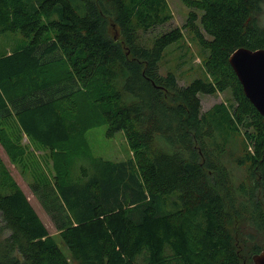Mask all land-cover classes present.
<instances>
[{"label": "trees", "instance_id": "16d2710c", "mask_svg": "<svg viewBox=\"0 0 264 264\" xmlns=\"http://www.w3.org/2000/svg\"><path fill=\"white\" fill-rule=\"evenodd\" d=\"M182 2L183 26L148 39L167 0H0V37L25 38L0 51V120L51 149L104 124L131 151L76 152L82 174L70 157L39 194L69 256L0 167V264H253L264 249V117L228 61L264 46V0ZM183 28L202 47L187 85L159 72ZM225 90L202 110L199 93Z\"/></svg>", "mask_w": 264, "mask_h": 264}, {"label": "rangeland", "instance_id": "374dc122", "mask_svg": "<svg viewBox=\"0 0 264 264\" xmlns=\"http://www.w3.org/2000/svg\"><path fill=\"white\" fill-rule=\"evenodd\" d=\"M167 2L172 12V18L149 29L144 33L145 38H152L158 33L176 26L181 27L186 22L189 8L182 0H167ZM259 23L264 26V13L261 15ZM182 31L183 37L166 47L165 55L159 63V72L164 73L170 70L174 72L180 85H187L194 78L201 76L202 47L192 38L190 32H187L185 28ZM24 42L25 38L20 32L9 33L0 37V51L4 48L11 49ZM199 97L202 110H206L216 102L231 99V92L225 90L215 94L199 93ZM106 128L104 124L90 127L67 147L57 146L51 149L21 132L14 115L0 120V167L5 168L10 178L21 188L49 233L54 236L58 246L68 256V248L60 238L39 194L52 185L56 175L63 173L65 163L70 157L68 162L73 161V172L82 174L80 166L88 165V161L84 152H76L87 151L92 156L112 160L127 158L131 151L123 133L117 132L108 137ZM63 151L64 153H62Z\"/></svg>", "mask_w": 264, "mask_h": 264}, {"label": "water", "instance_id": "95a60500", "mask_svg": "<svg viewBox=\"0 0 264 264\" xmlns=\"http://www.w3.org/2000/svg\"><path fill=\"white\" fill-rule=\"evenodd\" d=\"M246 97L264 117V46L255 50L239 47L228 57ZM253 264H264V249L254 254Z\"/></svg>", "mask_w": 264, "mask_h": 264}]
</instances>
